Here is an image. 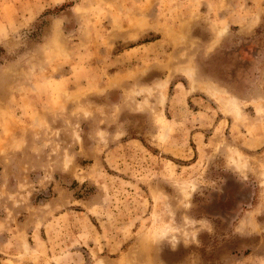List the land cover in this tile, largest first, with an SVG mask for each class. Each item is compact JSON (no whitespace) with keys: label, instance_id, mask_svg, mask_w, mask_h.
I'll return each instance as SVG.
<instances>
[{"label":"rangeland","instance_id":"1","mask_svg":"<svg viewBox=\"0 0 264 264\" xmlns=\"http://www.w3.org/2000/svg\"><path fill=\"white\" fill-rule=\"evenodd\" d=\"M0 264H264V0H0Z\"/></svg>","mask_w":264,"mask_h":264}]
</instances>
